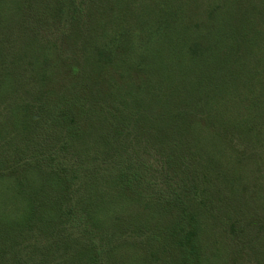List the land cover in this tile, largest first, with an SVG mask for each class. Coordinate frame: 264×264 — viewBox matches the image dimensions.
I'll use <instances>...</instances> for the list:
<instances>
[{"label": "trees", "instance_id": "1", "mask_svg": "<svg viewBox=\"0 0 264 264\" xmlns=\"http://www.w3.org/2000/svg\"><path fill=\"white\" fill-rule=\"evenodd\" d=\"M0 5L11 11L0 15V264H211L213 221L209 234L249 260L250 226L264 222L250 194L264 179V28H249L259 21L239 25L229 5L212 32L221 53L195 54L191 69L179 57L191 10L150 5L134 43L145 75L125 89L110 70L121 52L105 69L88 55L91 74L49 44L85 8Z\"/></svg>", "mask_w": 264, "mask_h": 264}, {"label": "rangeland", "instance_id": "2", "mask_svg": "<svg viewBox=\"0 0 264 264\" xmlns=\"http://www.w3.org/2000/svg\"><path fill=\"white\" fill-rule=\"evenodd\" d=\"M4 1L13 4L17 0H14V2L13 0ZM168 2H183L187 10H191L190 18L187 13L188 20L185 24L186 37L190 38L182 46L183 53L179 56L191 69L194 68L193 57L195 54L197 55L199 52L206 50L221 53L223 41L216 42L211 38L213 37L214 26L221 21L222 16H225L228 10H231L229 5L236 4L239 25L245 20V17H252L255 22L259 21L261 25L259 23L255 25L254 23L249 26L250 29L252 27L253 29L264 28V0H73L76 5L85 8V14L72 30L65 33L58 31L54 36L49 35L52 38L49 44L51 47L53 46V52L58 49V55L63 56V58L60 57V62L73 59L78 70L85 72L88 69L91 70V74L93 66L90 60L87 62L88 55L95 57L94 66L99 63L101 69H105L117 57L116 53L121 52L123 58L114 61L115 67L110 69L112 71L111 77L116 84L125 89L131 88V83L136 84L138 87L142 84L145 71L138 64L141 63L140 54L135 51L136 47L134 48V45L136 44L134 43H139L142 37L139 35V30H141V20L144 18L143 10H150V5L160 3V6H163L166 12H171L170 7L166 5ZM250 2H252V9H244L247 3ZM238 4H241L244 8L241 9ZM32 7L37 9L33 4ZM2 10L0 9V15H11V11L5 12ZM6 25V20L1 21L0 34L6 29ZM79 26L83 29L82 35L78 32ZM42 38L46 39L45 36H42ZM97 60L98 62H96ZM102 76L105 75L94 73V78L101 85V82L108 80ZM89 141L93 142V139ZM129 142L131 141L129 140ZM217 148V151H219V144ZM259 173L264 174V170ZM252 174L253 172H251V176ZM252 185L250 194L255 199H259L258 201L264 205V198L258 196L264 195V179L260 178L258 182ZM261 211L264 212V208ZM212 225H216V223L213 221L207 233L203 235L211 264H258V260L264 263V222L254 223L250 226L249 239L254 246L249 260L244 252L241 251L240 253L238 244H234L231 240L223 237L218 231L215 235L209 234ZM127 262L128 259L121 261L122 264H127Z\"/></svg>", "mask_w": 264, "mask_h": 264}]
</instances>
